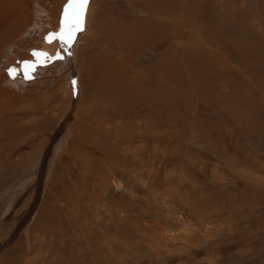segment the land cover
<instances>
[{
    "label": "rangeland",
    "instance_id": "1",
    "mask_svg": "<svg viewBox=\"0 0 264 264\" xmlns=\"http://www.w3.org/2000/svg\"><path fill=\"white\" fill-rule=\"evenodd\" d=\"M4 2L24 12L16 40L30 39L31 56L41 42L26 33L40 18L57 31L67 0ZM86 13L91 36L68 48L74 74L56 91L25 92L40 116L21 129L0 112V264H264V0H90ZM67 118L65 150L87 133L96 148L49 163L32 214L19 205L5 219Z\"/></svg>",
    "mask_w": 264,
    "mask_h": 264
},
{
    "label": "bare ground",
    "instance_id": "2",
    "mask_svg": "<svg viewBox=\"0 0 264 264\" xmlns=\"http://www.w3.org/2000/svg\"><path fill=\"white\" fill-rule=\"evenodd\" d=\"M16 4H17V7H19L18 2H16ZM17 7H16L15 3H13V2H4L3 4H0V45H2V43L5 41V43L0 48V54H3L2 57L5 58V60H4L5 63L2 64V68L0 70V112H1V114L4 115L3 116V118L5 119L4 121H7V123H9V124L12 123V124H15V125H18V123H21L22 125L25 124L24 126L27 127L28 126L27 125V121L28 120L33 119V118H38L40 116V112H38V111H40V108L36 109V110H33L31 108L32 105L31 106H28V105L25 106L23 104L24 101H22V100L27 97L25 92H30L29 95L31 96V95H36L37 93L38 94L39 93H47V92L53 91L54 89L56 91V88L59 89V87L62 84V82L67 79L66 77L69 74H71V73L74 74L73 71H72L73 70V66L71 65L70 59H71V57L74 56L75 51L73 50L72 52H69V49L66 46L61 48L58 40H53L51 43L45 42L44 38L46 37V34L49 31H51V33H53L54 32V28L56 26L54 28H52V26L49 24V22L48 23L47 22L41 23L43 21L41 19H44V18L38 19V22L41 24V26H39V28L38 27L32 28L33 30H30L29 32H27L28 34L26 33L28 38H32L34 36L35 37L38 36V38H39V40L41 42L40 44L38 43L36 49H34V50L35 51H40V52H45L51 57H55L57 54H59L62 57V59L50 60V61L47 62V65L44 66V67H39L38 66L34 73L40 75L39 78L38 77H34L33 76L34 73H32L30 79H25L24 76H23L22 71H20L19 69L16 68V66L18 65L17 63H19V65H22V63L26 62V61L27 62H34L35 58L32 55L30 56L28 54V52H29L28 49L29 48H27V47H30V46H28V45L26 46V45H24L22 43V42L28 43V41H30V39L27 40L25 38L26 40L21 41L22 38L20 37L19 40H16L20 35L25 33L24 27L26 25L25 24L22 29H21V27H17L18 26V20L22 17V15L24 13V12L18 13L17 11H20V10H18ZM38 8L39 9L36 10V11H39V13H41V14H45L46 13L47 16L50 15V14L47 13L48 11L47 12L46 11L42 12L40 10L41 7L38 6ZM87 15L88 14L86 13V16L84 17V20H83V31H82V34L81 35L79 34L83 38L81 40H78V43H79L78 47H80L79 49H81V47L83 46L84 38L88 37L90 35V27L87 26ZM58 16H56V17H58ZM54 19H55V17H54ZM118 19H121V18H119V17L118 18L109 17L107 23L113 24ZM125 22H126L125 27L128 28L129 21H125ZM2 26H3V29L1 28ZM121 28H123V27H121ZM132 28H134V27H132ZM107 29H109V32L107 33L109 35L108 37L113 39L112 35H115V34L119 33L118 31H119L120 28L118 26H114V27H107ZM79 33H81V32H79ZM87 33H89V35H87ZM132 35L133 34H131L130 36H132ZM143 37H146V36H143ZM126 38H129V37L127 36ZM131 38H132L131 40H130V38L128 40V41H130L129 42V45L131 47L130 51H134V50L136 51L137 50L136 41H135V39L133 37H131ZM34 39H36V38H34ZM78 39H80V38H78ZM139 39H140V37H139ZM120 40H122V39H120ZM120 40H119L120 47H121V45H123L124 48H126L125 44L128 41L122 42ZM37 42H38V40H37ZM12 46H13V48H12ZM8 47L12 48V51L10 49L11 54L9 52V55L6 54V56H5L4 55V50L6 48H8ZM33 47H35V46H33ZM127 48H128V46H127ZM6 63H9L10 67L9 68H5V69H12V68L16 69L15 78H11V77L9 78L8 71H4V67H5ZM110 65H111V63H110ZM110 65H109L108 62L104 61L99 67V68H101L100 69L101 71L99 72V74H97V76L101 77L102 72H106L110 68ZM52 69H53V71H51ZM18 72H20V76L16 75ZM42 74H44V75H42ZM45 77H46V79H45ZM8 78H9V81H7ZM33 82H34V84L31 85ZM27 83H30L31 86H28ZM3 84L6 85V87H3L4 89L2 88ZM37 85L38 86L39 85L43 86V88L44 87L45 88L44 89H39V88L36 87ZM48 85H50V86L47 87ZM9 86L13 87V90ZM106 90H109V89H106ZM135 95L133 94V96H135ZM29 97L27 99H31ZM32 97H33V99H36V96H32ZM60 99H61L60 96L56 94L53 97L52 102L50 104H47L46 108L51 107L52 106L51 104L59 101ZM37 102L41 103L40 101H37ZM9 108H14L15 111L21 109V111H17L16 113H14V114L9 116L7 114ZM46 108H44V109H46ZM93 108H94L93 106L91 108L89 107L88 111H86V114L83 115V116H81V114H82L81 112H83L82 110L78 111L75 114V116H74L75 118L74 119H76V120L79 119V118L82 119L81 122H78V123L76 122L75 123L76 127L80 128V125L85 126L86 120H87V123H88V120H89V117H90V112L92 111ZM55 113H56V111L53 112L51 110V112L47 115V118L49 117V118L52 119L53 116L55 115ZM42 121L45 122V119H43ZM69 121H70V119L67 118V119L64 120V123L62 124L61 128H59V127L53 128V134H51L52 137L49 140L50 141L49 146L47 147L46 151H44L42 153L43 156L38 161V165H37L38 167L36 168V171H35V174H34V178L31 177V179L29 181L25 182L24 185L20 188V193L22 194V196L20 197V193H19L17 201H14L15 199L14 200L11 199V201H10V199L8 200V202L10 201L8 204H10V205L7 204L8 207L6 206L7 208H5V211L8 212L6 214V216L4 217L5 219H6V217L9 218V216L12 213V210L16 209V207H18L19 205H22V207L20 209H18L19 212L28 211L27 212L28 213L27 216H29V214H32L31 211L34 210L36 208V206H37L38 197H39V194H40V191H41L42 180H43V178H44V176L46 174V170H47V167H48L49 163H52L53 160L59 161V163L62 162V161H65L66 160V159H64L65 156H68L69 157L68 160L73 161V162H76L79 159L84 161L85 158H87L88 155L90 156L91 152H93V148H96L95 147L96 141L94 140V138H92V135L87 133V134H83V136H82V141L85 144H83L82 146H78L77 149L76 148L74 149V151H71L69 149L65 150V148L67 147V143L70 140V138H69V140L66 141L67 138H65V135H64L65 133L63 134V132L65 130L64 128L66 127L65 124L70 123ZM71 125H67V126H71ZM90 126H92V125H90ZM3 127H5V125H3ZM19 127L21 129L23 128L21 126H19ZM28 127H30V125ZM8 129H10V128H8ZM21 129L18 130V135L17 136H19V137L21 136V133H22V132H20V131H22ZM67 132H69V131H67ZM92 133H94V132H92ZM76 137L78 138V136H76ZM24 139H26V138H24ZM35 141H36V139H35ZM19 142H20V144H16L15 147L13 148L12 153H11V155L13 157V158L12 157L11 158L15 159L16 161H19V159L21 157V156H19V153H20V150H22L21 146L23 144H25V142H22V140L19 141ZM27 148H30V146L28 145L26 147V149ZM72 155L75 156V158H77V159H73ZM70 156H72V157H70ZM83 165L87 166L86 163L83 164ZM50 177L52 179L53 174L52 175L50 174ZM11 197H12V195H11ZM26 207H27V209L24 210ZM28 209H30V210H28ZM18 211H15V213L16 212L18 213ZM15 213H14V215H15ZM24 213H26V212H24ZM18 214H16V215H18ZM19 217H21V216H19ZM29 220H30V217H29L28 221ZM22 227H24V229H25V226H22ZM24 231H26V230H24Z\"/></svg>",
    "mask_w": 264,
    "mask_h": 264
},
{
    "label": "snow or ice",
    "instance_id": "3",
    "mask_svg": "<svg viewBox=\"0 0 264 264\" xmlns=\"http://www.w3.org/2000/svg\"><path fill=\"white\" fill-rule=\"evenodd\" d=\"M89 2L90 0H67L58 30L46 36L45 42L51 43L53 40H58L61 48L65 46L71 48L77 34L83 31V20ZM31 55L35 58L34 62L22 63L21 71L25 79H30L38 66L44 67L50 60L62 59L59 54L51 57L45 52L35 50L32 51ZM15 73V68L8 70V75L11 78H15ZM73 83L75 82L73 81Z\"/></svg>",
    "mask_w": 264,
    "mask_h": 264
}]
</instances>
